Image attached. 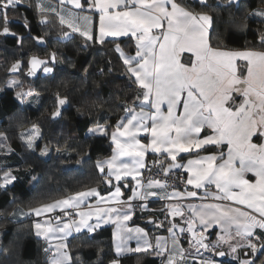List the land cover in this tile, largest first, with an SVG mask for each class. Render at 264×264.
Segmentation results:
<instances>
[{"label": "snow or ice", "instance_id": "1", "mask_svg": "<svg viewBox=\"0 0 264 264\" xmlns=\"http://www.w3.org/2000/svg\"><path fill=\"white\" fill-rule=\"evenodd\" d=\"M59 2H70L75 9L81 11H87L89 8L98 10L101 43L106 36L135 37V55L124 56V64L133 78V83H138L143 89V101L155 109L153 113H145L143 107L140 112L129 110V116L122 119L111 134L116 153L110 160L98 165L99 171L104 173L106 163L108 172L105 175L109 177L106 184H112V176L116 181H121L127 176L135 179L133 173L141 175V170L146 167L145 157L149 151L166 154L170 157V163L167 167L161 165L165 175L173 168L183 167L190 173L186 181L188 185H193L196 189L214 185L219 194H212V199L235 202L251 210L243 211L239 207L221 203L188 206L194 216L199 218V223L204 229L212 224L222 226L225 235L221 236L220 240L224 243L229 242L232 236L230 229L235 225V235L246 241L240 246L249 249L256 257L239 261V264H264V259L259 258L264 257V51H221L213 48L209 43L212 17L204 13H194L176 0H84V4L81 0ZM231 2L232 0H229V3ZM197 3L201 7H208L207 0H197ZM21 7H31V4H25V0H0L3 34L9 33L8 13L18 11ZM37 7L41 15L56 12L54 7L45 6L40 0ZM58 18L61 24L66 23L73 32H80L87 40L93 39L87 28L81 31L77 26L78 22L91 23L89 16L81 17L68 11L58 14ZM160 29L164 30L159 34L154 32ZM260 44L264 47V36H261ZM117 50L120 51L119 48ZM184 52L191 53L192 57L181 63L180 54ZM121 55H124L123 52ZM238 59L246 62V75L238 74L235 63ZM30 64L29 74L34 75L36 69L47 62L33 57ZM18 67V64L13 65L12 71H17ZM43 71L50 73L52 68L45 66ZM237 98H240L239 102ZM229 101L232 103L229 104ZM64 103L65 100H59V104ZM164 104L167 105L166 114L162 111ZM178 109H182L179 115ZM54 115L60 113L56 112ZM148 120L151 121L150 125L146 123ZM205 128L210 129L211 134L201 137L200 134ZM141 132L150 134L149 144H142L137 138ZM38 134L36 130L29 136V148L33 146V139ZM254 137L261 142L254 143ZM225 143L228 146L227 158L225 159L224 153L221 152L219 158L222 163H216L217 156L214 154L190 159L187 165L174 163L178 153H191L205 146L219 147ZM120 157H130L131 164L118 163ZM248 172L255 173V183L245 178ZM11 179L15 177L5 173L4 183L7 184ZM137 185L143 187L139 181ZM154 186L164 190L167 181L147 182V189ZM132 192V198L139 196L141 200L158 195L156 191L149 190L140 193L133 189ZM186 195L196 197L197 192L189 191ZM121 196V186L117 184L115 191L110 192L107 199L101 197L93 188L32 209L36 216H41L56 209L63 211L79 208L88 197H100L97 205L101 201L112 205L107 208L97 206L93 212H80L79 222L73 220L57 223L55 229L36 223L37 236L49 239L51 233L63 234L59 237L62 242L56 246V254L51 257L50 264H70L71 257L62 249H67L66 241L73 231L79 233L82 229H87L88 232H93L105 222L117 225L118 255L147 253L152 249L157 257L163 256L167 251L166 239L158 238L153 245L148 241L144 229L127 227L125 222L131 219L132 208L126 201L121 200ZM173 196L183 198L180 192H175ZM173 196L165 195L164 198L172 199ZM171 214L182 216V207L179 204L172 207ZM93 216L96 220L90 223ZM56 219L59 221V216ZM186 224L194 243L200 248L209 249V244L204 242L203 237L195 238L197 233L193 230V220H186ZM175 227L176 225H172L167 229L172 233L173 252L163 256L166 264H178L176 257L179 256L182 261L184 256L173 231ZM179 231L184 232L185 229L181 228ZM133 238L138 239L136 248L127 244V241ZM253 238L260 242L259 247L252 242ZM139 240H143V245L139 244ZM212 247L216 248L218 245ZM229 247L232 252L237 251V247L230 243ZM218 255L223 257L225 253L220 251ZM113 264L118 262L113 261ZM201 264L215 262L203 260Z\"/></svg>", "mask_w": 264, "mask_h": 264}, {"label": "trees", "instance_id": "2", "mask_svg": "<svg viewBox=\"0 0 264 264\" xmlns=\"http://www.w3.org/2000/svg\"><path fill=\"white\" fill-rule=\"evenodd\" d=\"M177 2L212 17L213 48L264 51L260 44L264 18L254 14L257 9L264 11V0H207L208 7H201L197 0ZM29 3L31 7L9 12L7 24L12 33L27 35L26 39L1 35L4 24L0 21V133L6 141L0 147V182L8 171L16 176L7 186L0 183V264H48L46 242L36 235L32 209L94 187L108 189L98 164L112 155L111 134L143 97V89L133 83L117 50L135 53L133 37L103 43L87 40L54 15H41L36 0H25ZM65 33L74 38L60 42ZM32 36L45 38L46 45L40 47ZM33 57L44 59L52 72L30 77L27 67ZM19 60L24 61L23 68L10 74L8 70ZM16 78L21 86H6L7 80ZM24 86L35 94L29 105L18 95ZM63 97L70 105L61 117H55L57 101ZM33 126L40 129L39 136L29 148L21 133ZM99 128L105 131L98 133ZM209 150L213 149L202 152ZM16 210L26 214L18 218ZM148 219L146 215L133 223L148 226ZM113 236V226L104 225L70 237L73 264H110L117 259L119 264L164 263L153 250L118 257Z\"/></svg>", "mask_w": 264, "mask_h": 264}, {"label": "crops", "instance_id": "3", "mask_svg": "<svg viewBox=\"0 0 264 264\" xmlns=\"http://www.w3.org/2000/svg\"><path fill=\"white\" fill-rule=\"evenodd\" d=\"M40 2H42L45 6L51 5L52 7H54L56 9V12H47L45 14L46 15H48V14L54 15L55 17H57L59 23H60V20L58 18V14H65L68 11H72L81 17L89 16L91 23L83 24V23L78 22L77 26L80 27L81 31H83L85 28H87L89 30L90 34L93 35V39H97L100 41V39H99V11L98 10L89 8V10H87V11H81L79 9H75L74 5H72L70 2L61 4L59 2V0H40ZM176 2H177V0H176ZM37 3H38V0H36V7H37ZM81 3L84 4V0H81ZM86 7H87V5H86ZM37 10L39 11L38 7H37ZM256 13H264V11H262L261 9H257L254 14L256 15ZM204 14H207V13H204ZM257 16L264 18V15H257ZM64 25L67 26L66 23ZM163 30L164 29L154 30V32L159 34V32H162ZM210 30H211V28H210ZM210 30H209V35H210ZM76 33L80 34V32H76ZM121 38H130V37L129 36H121V37L106 36L104 38V41H107V39L119 40ZM133 38L135 39V37H133ZM209 43H210V39H209ZM218 50H221V49H218ZM120 52H123V50L120 49ZM123 54H124L123 57L135 55V53H131V55H126L124 52H123ZM188 57H192V54L188 53V52L181 53L180 54L181 63H185ZM193 59H194V57H193ZM237 62H239V61H237ZM237 68H239V67H237ZM242 72L246 73V68L244 66L242 68ZM138 86H139V84H138ZM237 99H239V98H237ZM140 101H141L140 105L136 108H133L132 110H135L136 112H140L141 107H143V111L145 113H153L155 111V109L150 108L148 106V104L143 101V97ZM228 103L231 104L232 102L229 101ZM162 111L165 114L167 113V105L166 104L162 105ZM181 112H182V109H178L177 114L179 115ZM129 114H130L129 112L127 114H125L122 119L129 116ZM146 123L150 125L151 121L148 120V121H146ZM207 134H211V130L205 128L204 131L201 132L200 136L204 137ZM137 138L140 140V142L142 144H145V145L149 144L151 141L150 134H147L144 132L139 133ZM253 142L254 143H260L261 141L254 137ZM113 148H114V150L112 152V155L105 158V159H102L99 162V164L107 162L108 160H110L115 155L116 145L114 142H113ZM207 148H212L213 150L202 152ZM227 151H228V146L226 145V143L224 145L219 146V147L205 146L204 148H201L199 150H194L191 153H178L177 159L174 163H179L181 165H187V161L190 159H198L199 157L214 154L217 156L216 163L219 164V163H222V160L219 158L220 153L223 152L224 158L226 159L227 158ZM197 152L199 155H197ZM159 156H162L163 158H165V164L167 167L170 163V157H168L164 153H152L151 151H149L146 154L145 161L147 162V160L149 158L155 159L156 157H159ZM182 156H187V157L184 158ZM121 162L131 164V158L130 157H120L118 160V163H121ZM173 169H175V168H173ZM179 170H185V168L182 167V168H179ZM107 172H108V168H107L106 163H105L104 175ZM141 173H142L141 175H136L135 173H133V175L135 176V179H133L132 176H127V177H124L121 181H116L115 177L112 176L111 180H112L113 185L112 186L108 185V189L102 190L101 187H94V188L100 193L101 197H104L105 199H107L109 196V193L115 191V186L117 184H119L121 186V192H122L121 200L126 201L128 204L131 205V208H132L131 219L125 222V224L127 226L131 225V223L134 222V220L144 218V216H146V215L149 216V219L154 218V223L156 222L157 217L162 218L165 224L162 223L160 228H161V231L163 229L164 232H166V233H163L162 235L158 236L157 238H155V240L157 241L158 238L167 240V242H168L167 243V251L164 252V254H165L164 256H167L168 254L173 252L172 233L169 232L167 229L169 227H171L172 225H176V227L173 229V231L176 233V239L178 241L179 248H182L183 252H184V256H183L182 261H181V258L179 256L176 257L178 264H201V261H203V260H213L215 262V264H239V261L254 258L253 253L249 249L240 246V245L245 244L246 241H244L243 239H241L240 237L235 235V225H233L232 228L230 229L232 236L229 239V242L224 243L223 241L220 240V237L225 235V233L222 229V226L220 224H212L207 229H204L203 225H201L199 223V218L194 216V214L192 213V211L188 207L189 205H187V206H181L180 205L182 207V210H183L182 216H179V215L173 216L171 214V209H172L171 208L169 210V216H170L169 220H166V218L164 216L165 205L163 204V202L165 200V198H164L165 195L173 196V194L175 192H180V193H182L183 198H175L173 196L172 199L173 200L187 199L191 203L197 201L196 203L190 204L193 206H199L202 204H209V203H221V204H225V205H231L232 207H239L241 209L243 206L246 207L245 205H238V204H235V202L217 201V200L212 199V194H219L218 190L215 188L214 185H207L206 188H201V189H196L193 185H191L192 187L190 189H186L184 191L183 190H174L172 192H168L166 188L164 190H160L156 186H154L152 189H147V182L148 181H154V180H151V179L144 180L142 177L143 176V169L141 170ZM186 173H187V177H188L190 175V173H188L187 171H186ZM245 178L248 179L252 183H255L257 180V177L255 176V173H253V172L246 173ZM106 179H109V177L106 176ZM137 181H139L140 184L143 185V187L138 186ZM161 183H163V182H161ZM91 189H93V188H91ZM133 189H135L137 192H140V193H142L146 190L156 191L158 193V195H156V196H148V197L143 199L146 204L150 205L149 211H143V210L135 211L134 206H132V202L140 200V198H139V196L132 198V196H133L132 190ZM196 190H198L200 192H198ZM189 191H196L197 196L196 197H187L186 193ZM206 193L208 194L207 196H206ZM172 199H170V200H172ZM98 200H100V197H88L85 200V202L80 205L79 208H69V209H64L63 211H61L60 209H56L53 212L44 213L42 216L49 217L51 220H50V222H47V223H51L49 226H51L53 229H55L56 227L54 225L57 226V223L69 222V220H71V221L77 220L79 218L80 212L87 213L91 210H95V208L97 206L102 207V208H107V207L112 206L111 204L104 203L103 201H101V203L99 205H97ZM56 201H58V200H56ZM52 203H54V202H52ZM48 204H51V203H48ZM174 206H176V205H173V207ZM65 213H67V215ZM14 214L16 217L22 218L26 214V211L16 210ZM32 215H34L36 218L39 217V216H36L34 213H32ZM58 216H59V221H57V219H56ZM39 220H40V218H39ZM186 220H193V230L197 233V236L195 238L199 239V237H203L204 242L209 244V249L205 250L204 248H200L198 245H196L194 243L192 233L187 231L188 225L186 224ZM107 223H108V225H110V224H113L114 226L116 225V224L110 223V222H107ZM137 226L139 227L140 223H138V224L135 223L133 227L136 228ZM181 228L185 229V231L180 232L179 229H181ZM257 231H259V230H257ZM76 233L77 232L73 231L72 236L75 235ZM62 235L63 234H61V233H51L50 238L46 239L45 242H46V248L48 250L47 251L48 259L54 255V252L52 250V245H53L52 243L53 242L58 243V241L61 243L62 241L59 239V237ZM114 237H116V231L114 233ZM252 242L256 243L257 246L259 247V243H260L259 241H256L253 238ZM229 243L232 244L233 246L237 247L236 252L231 251V248L229 247ZM212 245H218V247L213 248ZM131 248H136V245L134 244ZM176 251H179V249H176ZM220 251L226 252V256H225V258H223V259H226V261H222V259L219 260L217 258V253ZM245 253H247V255H245ZM126 254H128V253H126ZM202 255H205V257L203 258ZM122 256H127V255H125V254L118 255V257H122ZM163 262H164L163 264H166V261L164 259H163Z\"/></svg>", "mask_w": 264, "mask_h": 264}, {"label": "rangeland", "instance_id": "4", "mask_svg": "<svg viewBox=\"0 0 264 264\" xmlns=\"http://www.w3.org/2000/svg\"><path fill=\"white\" fill-rule=\"evenodd\" d=\"M222 50V49H221ZM227 49H224V50H222V51H226ZM261 51V50H252V49H247V50H236V51ZM227 51H233V50H227ZM237 61H239V62H237ZM236 66L237 67H239V68H237L238 70H237V72H238V74H245L246 75V73H243L242 72V68H243V66L246 68V62L245 61H243V60H236ZM48 67V66H47ZM7 84H6V86H8V87H13V88H16L17 86H21L22 85V82H21V80L20 79H9V80H7V82H6ZM0 91H1V89H0ZM19 92V94H20V96L22 97V99H24V102L26 103V104H28L29 105V101H30V99L32 98V96L33 95H35V94H33V93H31L30 91V88H26L25 86L24 87H22V88H20V90H18ZM240 99V98H239ZM239 99H237V102H239L238 100ZM31 102V101H30ZM100 129H103V128H99L98 129V133H100V132H104V131H100ZM36 130H38V133H39V128H37V127H30V128H27L26 130H24L21 134H22V136L25 138V140H27V142H28V138H29V136H32L35 132H36ZM38 136H39V134L38 135H36L35 137H34V139H33V145L34 144H36V139L38 138ZM254 139V138H253ZM5 138H4V136L0 133V147L3 145V144H5ZM1 149V148H0ZM8 173L10 174V176L11 177H16L14 174H13V172L12 171H8ZM3 177H2V179H1V185L2 186H7V185H9V184H11L15 179H11L10 180V182H8L7 184H5L4 183V176H5V174H3L2 175ZM93 211H95V210H91V211H89V212H93ZM46 217V216H45ZM44 216H39V217H35V223H34V228H35V224L36 223H41L42 224V226H45V227H49V225L51 224V223H47V222H50V218L49 217H46L45 218ZM39 218H40V220H39ZM79 219H80V216H79V218L77 219V220H75L76 222H79ZM39 220V221H38ZM69 220V219H68ZM95 220H96V217L95 216H93L92 217V219H91V221H89L90 223H94L95 222ZM61 221V220H60ZM69 222H71V220H69ZM167 222V221H166ZM133 223V222H132ZM131 223V225H129V226H127V227H129V228H134L133 226H134V223L132 224ZM162 223L163 224H165L164 223V221H163V219L162 218H159V217H157L156 218V222L155 223H150V224H148V226H145V225H143V224H140V226L138 227V228H142V229H144V232H146L147 233V239H148V241L151 243V244H153V245H155L156 244V240H155V238H157L158 236H160V235H162L163 233H166V232H164V230L162 229V231H161V228H160V226L162 225ZM108 225V223L107 222H105V223H102L101 224V226L99 227V228H101V227H104V225ZM110 225H112L113 226V230H114V233H115V231L117 230V226L115 225H113V224H110ZM133 225V226H132ZM55 227H56V225H54ZM51 227V226H50ZM136 227V228H137ZM99 228H97V229H99ZM37 231V229L35 228V232ZM83 231H87V229H82L79 233H81V232H83ZM88 232V231H87ZM79 233H76L75 235H77V234H79ZM90 233H92V232H90ZM133 236L134 237H136V234L135 233H133ZM40 238H42V239H44V241H46V239L43 237V236H39ZM70 237H72V235H70ZM69 237V238H70ZM69 238L67 239V241H66V243H67V249H62V251H67L68 252V254H69V256L71 257V260H70V264H73V255H71V253H70V251H69V248H68V240H69ZM113 241H114V252L115 253H117V251H116V244H117V239H116V237H114L113 236ZM53 245H52V250H53V252H54V255L56 254V246L57 245H59L60 244V242L58 241V243H56V242H53L52 243ZM127 244H128V246L129 247H132L134 244L136 245V247L138 246V239L137 238H133V239H129L128 241H127ZM139 244L140 245H143V240H139ZM152 249H149L148 251H151ZM128 254H132V253H128ZM128 254H125V255H128ZM165 254L163 253V256H164ZM163 256H161V257H163ZM203 256V258L205 257V255H202ZM194 257V256H193ZM50 259H51V257L48 259V264H50ZM113 261H117L118 262V264H119V261H118V259L117 260H113ZM113 261L110 263V264H113Z\"/></svg>", "mask_w": 264, "mask_h": 264}, {"label": "built area", "instance_id": "5", "mask_svg": "<svg viewBox=\"0 0 264 264\" xmlns=\"http://www.w3.org/2000/svg\"><path fill=\"white\" fill-rule=\"evenodd\" d=\"M161 165L165 164V158L162 156L156 157L155 159L149 158L146 162V167L143 169V179L144 180H159L161 182L167 181L166 189L168 192H172L174 190H186L190 189L192 186L187 184V173L185 170H179V169H172L170 172L167 173V175L164 174V172L161 169ZM198 191V190H196ZM200 192V191H198ZM197 202V201H196ZM192 202V203H196ZM189 200H170L165 199L163 204L165 205L164 209V216L166 220H169V210L173 207V205H181V206H187L192 204ZM143 205L144 207H141ZM132 206H134L135 211L143 210V211H149L150 205L146 204L144 200H137L132 202ZM241 210L243 211H251L250 209L246 207H242Z\"/></svg>", "mask_w": 264, "mask_h": 264}, {"label": "water", "instance_id": "6", "mask_svg": "<svg viewBox=\"0 0 264 264\" xmlns=\"http://www.w3.org/2000/svg\"><path fill=\"white\" fill-rule=\"evenodd\" d=\"M2 34H3V31L1 32V35H2ZM3 35H5V36H7V37H12V38H14V37H18L19 40L26 39V37H27V35H26V36H21V35H17V34H15V33H12L10 30H9V33H8V34H3ZM32 37L34 38L36 44L39 45L40 47H44V46L46 45V39H45V38H43V37H39V36H32ZM72 38H74V34H68V35H64V36H62V37L59 38L58 40H59L60 42H68V41L72 40ZM31 59H32V58H31ZM31 59H30V61H31ZM38 59L44 60V59H42V58H38ZM30 61H29V65H28V67H27V72H28V74H29L30 69H31ZM44 61H45V60H44ZM16 64H18L19 67H18L17 71L13 72V71H12L13 65H16ZM13 65L10 67V69H9L8 71H9L10 74H12V75H16V73H19L20 70L23 68V66H24V61H23V60H19V61L15 62V64H13ZM46 65H47V64H46ZM46 65H44V64L40 65V66L36 69L35 74H34V75H30V74H29V76L32 77V78L38 77L39 74L43 71V68H44ZM62 99L65 100V103H64L63 105H61V104H59V100H60V99L57 101L58 107H57V109H56V111H55L54 113L59 112L60 115H54L55 117H61V115H62L64 109L68 108L69 105H70V104H69V100H68L67 98L63 97ZM107 180H108V179L105 180V183H106ZM109 185L112 186L113 183H112V184H109ZM146 223H147V224L154 223V218H150V219H148V220L146 221ZM200 238H201V237H199V239H200ZM223 252L225 253V255H224L223 257H221V256L218 255L219 252L217 253V258H218L219 260L225 258V256H226V252H225V251H223Z\"/></svg>", "mask_w": 264, "mask_h": 264}]
</instances>
